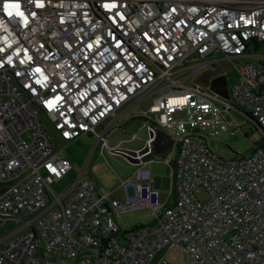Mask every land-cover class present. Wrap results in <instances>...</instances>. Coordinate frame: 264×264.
<instances>
[{"label": "built area", "instance_id": "obj_1", "mask_svg": "<svg viewBox=\"0 0 264 264\" xmlns=\"http://www.w3.org/2000/svg\"><path fill=\"white\" fill-rule=\"evenodd\" d=\"M216 55L236 69L228 95L184 84ZM152 96L145 119L165 130L196 99L264 131V0H0V229L19 227L0 264H168L173 249L182 264H264L263 145L224 159L180 137L165 196L146 166L120 180L121 199L84 171L54 191L72 166L49 126L107 146L97 128ZM139 209L155 225L125 233L116 217Z\"/></svg>", "mask_w": 264, "mask_h": 264}, {"label": "rangeland", "instance_id": "obj_2", "mask_svg": "<svg viewBox=\"0 0 264 264\" xmlns=\"http://www.w3.org/2000/svg\"><path fill=\"white\" fill-rule=\"evenodd\" d=\"M252 51L255 52L254 49ZM261 51L259 50L257 52ZM226 63L228 75L227 78L223 75L221 80L228 83V88L231 83L232 85L235 83L237 74L233 64L229 61ZM240 63V60L234 62L235 65H239ZM201 74H203L202 71L193 73L189 80H184V84L190 85L191 79L200 82L198 78ZM215 84L217 87V83ZM216 91L221 96L224 95L218 88ZM153 98L154 96L142 100L137 105V109L148 110ZM217 108L208 105H199L196 99H193L190 109H169L168 115L171 122H185L184 125L172 129L171 132L176 138L193 133L204 137L207 140L209 148L224 159L249 157L257 147V144H262L264 148V131L260 128L256 129L254 122H250L244 113L232 111L221 115V111ZM191 123L193 124L191 125ZM97 132H102L100 126L97 128ZM49 134L55 151L59 152L62 158L69 160L72 166L67 178L60 184L53 186L55 192L61 193L66 190L82 171L85 172L84 178H90L97 184L100 182L110 186H114L119 181V177L124 178L126 176L128 172L126 169L127 166L123 165V161L120 158L112 156L114 154H109L107 151L102 152L101 146L97 144V139L94 135H85L80 138L70 139L66 136H61L52 126H49ZM131 135V132L128 130L114 134L106 133V144L114 145L119 138L129 139ZM139 136L141 137L142 134L139 133ZM161 168L164 167L161 165ZM161 168L155 166L154 171L157 170L155 172L163 173ZM168 190L169 188L167 187V189L161 191L163 196H165ZM198 198L205 200L207 195L205 192H201L198 194ZM118 221L121 228L125 231H131L138 224L155 225L154 217L149 209H139L120 215L118 216ZM18 229L19 227L16 225L3 227L0 229V238L6 233ZM161 256L162 253L158 255L152 264H157ZM179 258V251L173 249L167 255V262L168 264H182Z\"/></svg>", "mask_w": 264, "mask_h": 264}, {"label": "crops", "instance_id": "obj_3", "mask_svg": "<svg viewBox=\"0 0 264 264\" xmlns=\"http://www.w3.org/2000/svg\"><path fill=\"white\" fill-rule=\"evenodd\" d=\"M214 60H216L215 64H209L203 69L196 71V72H200V71L203 72V74H201L198 79L200 83H202L205 86L206 85L210 86L215 90L218 88L226 96L230 93L232 86L234 85V84L232 85L231 83L227 88L228 83H225L221 80L223 78L222 77L223 69L224 67L227 66L226 63L227 60L223 59L219 55H216ZM215 83H217L218 85L217 87ZM140 102L141 101H139V103ZM139 103L136 102V100H132L128 102L117 111L115 116L108 118L100 126V128L102 129L101 133H104L105 135V140H106V133L114 134L117 132H125L127 130L130 131L132 134L129 139L119 138V140L114 145L107 144L108 147L104 146L102 142L100 141L98 142V140H97V144L101 146L102 152L107 151L109 154H114L112 156H117L123 161V165H126L127 166L126 169L128 170L126 176L131 175L139 167L146 166L148 169H150L155 179V187L157 190L162 191L163 189H167V187L170 189L171 186L170 173L172 169L171 163L175 161L178 156L177 139H179L180 137L176 138V136L173 135L171 130H165L161 128L159 125L157 126L154 121H147L145 119V113H144L145 110L141 108L137 109L138 107L137 105H139ZM138 123H140V125L137 126ZM159 131L163 132L160 142L161 144L168 145V142L170 140L173 141L171 145L169 144L170 147L167 149V151L163 153H156L153 147V144L157 138V133ZM139 133L142 134L141 137L139 136ZM149 140H151V143ZM148 147H149V151L145 152L143 155L140 156L139 155L140 151ZM166 159H169V161H166ZM161 165L164 168H161ZM155 166L161 168L163 173L155 172L157 171V170L154 171ZM122 178L123 177H119V181L114 186L105 185L98 182V187L104 188L108 191H113L112 197L115 199H121L122 191L119 186H120V180ZM116 222L121 228L118 221V216L116 217ZM140 225H145L146 227L144 228L151 226V224H140Z\"/></svg>", "mask_w": 264, "mask_h": 264}, {"label": "water", "instance_id": "obj_4", "mask_svg": "<svg viewBox=\"0 0 264 264\" xmlns=\"http://www.w3.org/2000/svg\"><path fill=\"white\" fill-rule=\"evenodd\" d=\"M206 86H207V85H206ZM162 134H163L162 131H159V132L157 133V138H156V140H155V142H154V144H153V147H154L156 153H163V152L167 151V149L170 147L169 144L171 145V144L173 143V141L170 140V141L168 142V145H163V144H161L160 142H161ZM148 146H149V145H148ZM147 151H149V147L146 148V149L141 150L140 153H139V155L141 156V155H143V154H144L145 152H147Z\"/></svg>", "mask_w": 264, "mask_h": 264}, {"label": "trees", "instance_id": "obj_5", "mask_svg": "<svg viewBox=\"0 0 264 264\" xmlns=\"http://www.w3.org/2000/svg\"><path fill=\"white\" fill-rule=\"evenodd\" d=\"M248 118H249V120H250V122H254V125H255V128L257 129V128H260L261 129V127L259 126V124L254 120V119H252L250 116H247ZM262 130V129H261ZM258 146H262V144H257V147ZM256 147V148H257ZM174 162L175 161H173L172 163H171V165H172V167H174ZM144 227H146L145 225H140V224H138V225H136V226H134V228L131 230V231H124L125 233H130V232H134V231H138V230H141V229H143Z\"/></svg>", "mask_w": 264, "mask_h": 264}, {"label": "bare ground", "instance_id": "obj_6", "mask_svg": "<svg viewBox=\"0 0 264 264\" xmlns=\"http://www.w3.org/2000/svg\"><path fill=\"white\" fill-rule=\"evenodd\" d=\"M142 230V229H141ZM138 231H140V230H138Z\"/></svg>", "mask_w": 264, "mask_h": 264}]
</instances>
